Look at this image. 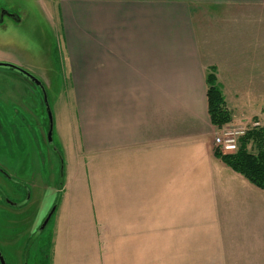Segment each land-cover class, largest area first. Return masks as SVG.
Masks as SVG:
<instances>
[{"label":"crops","instance_id":"crops-1","mask_svg":"<svg viewBox=\"0 0 264 264\" xmlns=\"http://www.w3.org/2000/svg\"><path fill=\"white\" fill-rule=\"evenodd\" d=\"M54 1L72 87L61 190L91 214L54 222L50 264L86 231L94 264H264V190L215 157L204 81L214 67L228 126L264 124V0Z\"/></svg>","mask_w":264,"mask_h":264},{"label":"rangeland","instance_id":"rangeland-1","mask_svg":"<svg viewBox=\"0 0 264 264\" xmlns=\"http://www.w3.org/2000/svg\"><path fill=\"white\" fill-rule=\"evenodd\" d=\"M54 2L0 0V9L19 17L18 23L6 19L0 24V64L17 66L41 82L52 122L49 142V117L39 88L17 71L0 67V255L5 264H50L49 235L54 222L70 213L77 230L79 216L91 214L82 201L66 204L61 190L72 166L66 104L72 87ZM250 126L234 128L245 131ZM92 176L90 182L96 186L108 182L107 168L102 171L98 166ZM77 180L84 182L82 175ZM86 234L73 235L74 244L66 252L68 264L95 263L96 241ZM206 255L205 260L218 261L217 253Z\"/></svg>","mask_w":264,"mask_h":264},{"label":"trees","instance_id":"trees-1","mask_svg":"<svg viewBox=\"0 0 264 264\" xmlns=\"http://www.w3.org/2000/svg\"><path fill=\"white\" fill-rule=\"evenodd\" d=\"M204 81L208 120L212 127L220 130L231 123L232 110L225 102L214 67L206 69ZM214 155L232 171L244 177L250 184L264 190V125L251 124L237 138L236 149L233 153L223 154L214 150ZM47 258L49 259V257Z\"/></svg>","mask_w":264,"mask_h":264},{"label":"built area","instance_id":"built-area-1","mask_svg":"<svg viewBox=\"0 0 264 264\" xmlns=\"http://www.w3.org/2000/svg\"><path fill=\"white\" fill-rule=\"evenodd\" d=\"M243 133V130H237L234 128H222L216 130L213 136V145L223 154L233 153L236 149L237 138Z\"/></svg>","mask_w":264,"mask_h":264},{"label":"water","instance_id":"water-1","mask_svg":"<svg viewBox=\"0 0 264 264\" xmlns=\"http://www.w3.org/2000/svg\"><path fill=\"white\" fill-rule=\"evenodd\" d=\"M3 13V12H2ZM0 67H5V68H9V69H12V70H15L17 71L18 73H20L21 75L25 76L29 81H31L36 87L39 88L41 94H42V97H43V100H44V103L46 105V111H47V114H48V117H49V131H48V134H47V138H48V141L51 142L50 138H51V128H52V122L50 120V111L48 110V105H47V98H46V93H45V88L44 86L41 84L40 81H38L36 78H34L33 76H31L28 72L18 68L17 66H14V65H10V64H0ZM50 217V215L48 216ZM49 219V218H48ZM47 219V221H48ZM46 221V222H47ZM45 222V223H46ZM43 228V227H42ZM0 264H5L4 261H3V258L1 257L0 255Z\"/></svg>","mask_w":264,"mask_h":264},{"label":"flooded vegetation","instance_id":"flooded-vegetation-1","mask_svg":"<svg viewBox=\"0 0 264 264\" xmlns=\"http://www.w3.org/2000/svg\"><path fill=\"white\" fill-rule=\"evenodd\" d=\"M6 19L11 20V21L16 22V23L19 22V17L14 12L9 11V10H5L2 8V9H0V24ZM11 204L14 207H20L21 206V204H15V203H11ZM37 252L39 255L41 254V248L40 247L38 248Z\"/></svg>","mask_w":264,"mask_h":264}]
</instances>
